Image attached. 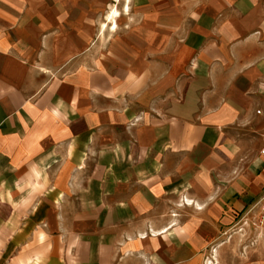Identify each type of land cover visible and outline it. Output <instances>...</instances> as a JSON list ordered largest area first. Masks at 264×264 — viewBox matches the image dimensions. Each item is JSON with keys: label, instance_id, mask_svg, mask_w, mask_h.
I'll return each mask as SVG.
<instances>
[{"label": "crops", "instance_id": "1", "mask_svg": "<svg viewBox=\"0 0 264 264\" xmlns=\"http://www.w3.org/2000/svg\"><path fill=\"white\" fill-rule=\"evenodd\" d=\"M263 148L264 0H0V264H264Z\"/></svg>", "mask_w": 264, "mask_h": 264}, {"label": "built area", "instance_id": "2", "mask_svg": "<svg viewBox=\"0 0 264 264\" xmlns=\"http://www.w3.org/2000/svg\"><path fill=\"white\" fill-rule=\"evenodd\" d=\"M261 155H264V148L261 150ZM245 222L256 230H264V196L250 206L239 218L237 225H244ZM238 227V226H235ZM239 227L237 231H241Z\"/></svg>", "mask_w": 264, "mask_h": 264}, {"label": "rangeland", "instance_id": "3", "mask_svg": "<svg viewBox=\"0 0 264 264\" xmlns=\"http://www.w3.org/2000/svg\"><path fill=\"white\" fill-rule=\"evenodd\" d=\"M115 12V11H114ZM113 12V13H114ZM113 13H112V15H113ZM212 251V250H211ZM214 253H212L211 252V256L209 255V256H207V258H206V260L205 261H207V264H221L220 262H219V260H218V257L217 256H214L213 255Z\"/></svg>", "mask_w": 264, "mask_h": 264}, {"label": "bare ground", "instance_id": "4", "mask_svg": "<svg viewBox=\"0 0 264 264\" xmlns=\"http://www.w3.org/2000/svg\"><path fill=\"white\" fill-rule=\"evenodd\" d=\"M115 13V12H114ZM118 14L116 13L115 17L117 16ZM114 16V15H113Z\"/></svg>", "mask_w": 264, "mask_h": 264}]
</instances>
